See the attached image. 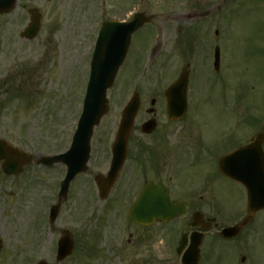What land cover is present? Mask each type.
<instances>
[{
    "label": "rangeland",
    "instance_id": "rangeland-1",
    "mask_svg": "<svg viewBox=\"0 0 264 264\" xmlns=\"http://www.w3.org/2000/svg\"><path fill=\"white\" fill-rule=\"evenodd\" d=\"M236 1L227 3L234 9L230 20L216 11L222 0H17L14 10L0 15V137L34 158L65 151L69 146L88 78V56L100 21L127 18L137 10L155 16L132 37L125 62L107 92L108 111L94 129L88 171L74 180L52 230L47 223L48 208L56 201L63 167L31 163L15 177L0 171V240L4 248L0 264H32L34 259L48 264H136L137 257L129 256L127 248L123 258L114 257L110 249L121 245L119 242H125L133 232L131 225L126 226L129 220L122 215L123 206L131 198V165L126 166L114 193L121 196L117 206L122 205L123 212H106L109 201L98 199L93 176L108 169L109 159L104 154L114 138L122 107L133 91H138L142 101L136 123L148 116L146 109L154 97L160 126L168 127L161 120L163 90L179 73L177 57L188 36L204 32L206 26L205 19L188 20L181 15L210 8L209 16L218 15L219 40L227 64L224 94L241 100L246 110L256 106L264 110V1L256 5L255 0H244L241 8L234 5ZM32 7L42 15L40 30L34 39H22L19 32L28 22L27 9ZM155 46L158 51L152 56ZM197 77L191 95L199 94L200 99L209 95L217 100L221 90ZM207 102L198 100L197 117L190 114L185 120L184 130L189 135L202 132L207 127L204 121L216 129L221 126L222 102ZM169 139L175 141L174 137ZM151 161L159 165L162 162L153 158ZM138 169L135 166L136 178ZM215 186L220 219L231 224L244 210V190L222 178L215 181ZM63 229L73 234L75 250L64 262L57 263L56 241ZM81 230L86 253L80 256ZM243 237L244 234L240 238ZM256 238L257 243L249 245L247 253L255 263L264 264V224ZM232 251V258L239 259L240 251Z\"/></svg>",
    "mask_w": 264,
    "mask_h": 264
},
{
    "label": "flooded vegetation",
    "instance_id": "flooded-vegetation-1",
    "mask_svg": "<svg viewBox=\"0 0 264 264\" xmlns=\"http://www.w3.org/2000/svg\"><path fill=\"white\" fill-rule=\"evenodd\" d=\"M259 1L264 0H255V4L259 5ZM222 3L223 17L229 19L232 8L230 4H227V0H222ZM218 8L219 6H217ZM205 11H194L180 17L182 19H197L200 21L205 18L206 23L213 24L215 15L209 16L211 8ZM217 41L218 43H215L216 40L210 36L209 30L196 34L194 37L190 35L179 51L177 61L180 69L185 68L189 71V80L192 78L193 85L197 81L196 77L198 75L199 81L202 78L204 80L208 74L207 79H205L210 84H213L216 89L215 75L217 73L220 75L221 73L220 78L225 85L222 86L221 84L218 90L223 87V92L225 93L227 64L224 55H222L224 52L220 46L221 42L219 39ZM216 45L220 49L217 71L214 69L213 57ZM192 71L194 76L191 74ZM208 78L210 79L208 80ZM224 93L218 94L217 100H212L209 95L207 97L203 96L204 99H200L201 95L199 94L192 95L195 101L222 102L224 119L221 126L217 129L211 127L209 122L204 121L207 127L202 132L198 131V133L196 131L195 135H189L184 130V126L186 127L184 123L187 119L185 116L178 121H169L165 118L167 126L174 123L178 124L175 129L164 130L165 128L161 129L162 127L157 126L152 133L141 135L139 140H134V135L130 136L126 155V163H130V175L133 177L129 188L131 193L129 208L146 182L154 181L164 184L172 203H184L186 212L169 222H155L151 226L129 222L128 226L131 225L133 227V232H129V238L125 242L123 240L119 242L121 245L110 248L114 257L117 256L119 258L120 256L123 258L122 254L127 248L129 256L137 257L136 261L134 260L136 264H167L170 260L174 261L175 256L181 257V254H177L181 237L183 235L186 236V243L181 250V253H183L190 246L191 235L193 234L192 243L196 244L194 247L198 248L199 254L197 264H257L247 251L248 246L257 240V238L252 237L253 234H250L253 231L256 233L259 229L260 220H258L257 215L260 212L255 213L249 222L241 228L240 234L245 232L246 237L238 241L241 242L239 246L236 241L237 238H223L220 231L227 225L221 221V208L217 206L215 201L217 194L215 181L222 178L235 182L221 172L219 160L223 155L253 142L257 135H261L259 139L261 150L264 153V135H262L264 134V110L257 106L254 109L246 110V108H243L241 100L235 97L230 98L229 96L228 98ZM162 104L164 108L165 103L163 102ZM156 114L157 111L155 110L154 115L156 116ZM162 115L165 116V111L162 112ZM248 129L255 131L250 133ZM146 137L147 140L142 141ZM170 137H174L175 141H170ZM148 138L151 139L149 140ZM110 147L111 144L109 143L107 146L108 151L104 154L105 158L109 160L111 156ZM151 158L159 159V162L162 161L160 162L161 166L157 162L152 164ZM232 164H239V160L233 161ZM135 166L139 168L140 172L137 178L134 172ZM121 171H123V168ZM120 197L118 194L115 199L109 195L105 200V202L109 201L106 206L107 211L116 208L115 204H117V199ZM194 213L200 214L199 217L197 216L198 220L196 221L192 218ZM247 216L248 212L242 215L239 222ZM47 223L49 229L52 230L53 223ZM39 224L37 223V225ZM63 232V230L60 232L59 237ZM134 235L136 236L135 239L132 238ZM80 236V250L82 252V230ZM235 249L240 251L239 260L235 259V256L234 259L232 258L234 254H231V252Z\"/></svg>",
    "mask_w": 264,
    "mask_h": 264
},
{
    "label": "water",
    "instance_id": "water-1",
    "mask_svg": "<svg viewBox=\"0 0 264 264\" xmlns=\"http://www.w3.org/2000/svg\"><path fill=\"white\" fill-rule=\"evenodd\" d=\"M15 0H0V13L9 12L14 6ZM31 22L21 33V36L33 38L39 28L40 14L36 9H31ZM147 17L136 15L131 23L106 22L103 31L96 44L91 62L90 79L83 102V110L80 115L77 129L73 136L70 149L62 155L42 158L41 162L50 164L55 161H62L67 165V174L61 184V195H65L70 180L78 172L86 169V161L89 153V141L93 127L100 121L102 115L107 111L106 90L111 87L118 67L125 56L129 37L138 27H140ZM185 86L186 75L181 73L179 79L171 85L165 92L168 99V111L172 117L179 116L185 110ZM139 105L138 94L134 93L130 101L124 107L121 120L118 126L116 138L113 145L112 170L106 180L98 179L100 188L104 184L109 185L115 177L117 170L123 162L127 137L131 130L132 123ZM181 107V108H180ZM153 125L147 126L144 130H151ZM0 159L4 160L3 170L7 174H18L22 165L30 161V156L10 147L4 140L0 139ZM247 185L249 207L254 210L264 206V177L261 184L251 180H242ZM257 184V185H256ZM159 187H153L152 183L142 191L137 203L132 208L130 215L137 221L149 223L155 217H172L180 210L178 207L170 205L165 193ZM149 211L145 212L147 207ZM58 206H56L57 211ZM56 214V213H55ZM227 232L233 235L237 228ZM58 259L72 251V241L67 237L61 241Z\"/></svg>",
    "mask_w": 264,
    "mask_h": 264
}]
</instances>
